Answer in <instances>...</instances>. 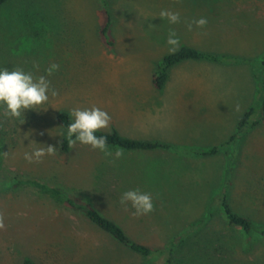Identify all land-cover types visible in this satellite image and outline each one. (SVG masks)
<instances>
[{
  "label": "rangeland",
  "instance_id": "1",
  "mask_svg": "<svg viewBox=\"0 0 264 264\" xmlns=\"http://www.w3.org/2000/svg\"><path fill=\"white\" fill-rule=\"evenodd\" d=\"M105 2L108 37L103 0H9L0 8V68L38 77L60 66L47 76L58 94L44 109L19 120L0 112V264H264V125L218 156L184 150L227 143L255 105L264 75V0ZM161 10L178 12L180 23L159 18ZM201 17L208 23L198 28ZM170 30L180 39L177 52L192 48L238 63L186 61L159 92L152 78L172 55ZM94 106L111 116L101 131L175 147L116 158V151L106 156L77 143L64 153L58 115ZM48 146L56 152L41 162L25 158ZM31 179L88 199L134 242L171 253L155 261L132 252L83 214L16 185ZM131 189L152 195V213L137 217L120 204ZM226 195L232 211L257 228L252 235L230 226L220 205Z\"/></svg>",
  "mask_w": 264,
  "mask_h": 264
},
{
  "label": "trees",
  "instance_id": "2",
  "mask_svg": "<svg viewBox=\"0 0 264 264\" xmlns=\"http://www.w3.org/2000/svg\"><path fill=\"white\" fill-rule=\"evenodd\" d=\"M9 0H0V8L5 6ZM104 2V11L108 18L102 32L105 37H108V30L112 25L111 12ZM208 61L212 63H238V60L232 58L231 56H221L210 53H205L192 48H182L179 52L166 56L156 72L153 75L152 83L154 88L162 92L165 90L169 80L170 72L173 68L179 66L186 61ZM259 85L257 92V101L255 105L249 109V111L242 117L237 132L235 135L225 144L217 146L211 149H196L191 150L189 148H184L186 151H191L192 153L204 156V157H214L218 156L225 151V149L234 146L237 141L241 139L244 135L257 129L261 125H264V75L258 77ZM57 122L61 128L67 129V126L71 122V115L68 112H61L57 117ZM97 135H104L107 137L109 150L110 151H121L123 152H152L156 150H170L175 146L163 143L159 141H148V140H136L123 137L117 129H112L110 132L100 131ZM72 147L68 143L67 138H63L60 142V148L64 153H70ZM3 151V140H0V156ZM104 170V168H102ZM101 173L103 171L100 170ZM17 187H27L37 190L40 194L54 200L57 204L63 206L64 208L72 211L79 212L85 216L87 221L93 226L97 227L104 233L110 235L118 243H120L125 248L131 250L132 252L149 259H155V261L164 258L166 254H170L171 250L168 248L166 250H154L151 247L134 242L131 237L126 233V231L114 220L103 215L98 211L94 204L87 200H81L79 198L73 197L63 189L58 187H53L47 183L40 180H26L18 181ZM225 217L229 222L230 226L239 228L243 230L247 235H252L257 228L252 223V221L244 216H240L232 211L229 206L227 195L224 196L220 202ZM259 233L264 237V228L259 229ZM24 264H35L33 261H25Z\"/></svg>",
  "mask_w": 264,
  "mask_h": 264
},
{
  "label": "clouds",
  "instance_id": "3",
  "mask_svg": "<svg viewBox=\"0 0 264 264\" xmlns=\"http://www.w3.org/2000/svg\"><path fill=\"white\" fill-rule=\"evenodd\" d=\"M159 18L166 20L168 24L180 23L181 17L178 12L171 10H161ZM206 18L201 17L195 21L198 28L207 25ZM167 46L169 54H175L180 47V39L175 31H169L167 36ZM58 64H52L46 70L47 76L59 70ZM47 76H34L32 72H27L22 68H0V112L6 117L19 120L26 110L44 109L51 96L58 93L52 88L51 81ZM237 110H239L237 106ZM71 122L66 129V137L70 146L77 143L90 146L93 150H99L106 156L112 153L109 150L107 137L97 135L101 130L107 129L111 122V116L99 107L74 108L71 110ZM56 149L48 146L46 149L37 148L32 153H26L25 158L30 162L35 159L41 162L45 156L54 155ZM123 155L121 151H116V158ZM120 204L127 208L129 205L133 209L134 216H145L154 211L153 197L150 193L139 189L124 191L120 198ZM4 227L3 218L0 217V228Z\"/></svg>",
  "mask_w": 264,
  "mask_h": 264
},
{
  "label": "crops",
  "instance_id": "4",
  "mask_svg": "<svg viewBox=\"0 0 264 264\" xmlns=\"http://www.w3.org/2000/svg\"><path fill=\"white\" fill-rule=\"evenodd\" d=\"M197 62H199V61H197ZM104 159H105L104 161H102L103 159L100 160V164H101L100 167H105L104 163H105V161L108 160V159H106V158H104ZM102 165H103V166H102ZM106 169H109V168H108V167H105V170H106Z\"/></svg>",
  "mask_w": 264,
  "mask_h": 264
}]
</instances>
